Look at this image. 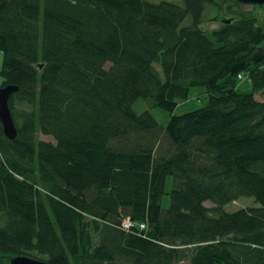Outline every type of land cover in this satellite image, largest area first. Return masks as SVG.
<instances>
[{"label": "trees", "instance_id": "obj_1", "mask_svg": "<svg viewBox=\"0 0 264 264\" xmlns=\"http://www.w3.org/2000/svg\"><path fill=\"white\" fill-rule=\"evenodd\" d=\"M242 5L0 0V87H17L14 139L0 125V264H264V4ZM191 86L205 104L172 114ZM148 96L163 125L131 109ZM240 197L255 205L224 209Z\"/></svg>", "mask_w": 264, "mask_h": 264}, {"label": "rangeland", "instance_id": "obj_2", "mask_svg": "<svg viewBox=\"0 0 264 264\" xmlns=\"http://www.w3.org/2000/svg\"><path fill=\"white\" fill-rule=\"evenodd\" d=\"M150 2H159V1H169V2H174L177 4H182V0H147ZM216 7L207 5L205 7V11L202 16V22L200 23L199 27L205 31L206 34H209L211 29L216 28L218 25V19L216 18L217 13H216ZM242 8L247 10L250 9V4H243ZM254 11L256 12L257 18L260 17L262 18L264 16V9L262 8H255ZM190 22V17L187 15L185 18L182 20L180 26H185L189 24ZM1 62H2V53L0 51V68H1ZM155 67L159 71V67L157 64ZM1 75H0V82H1ZM236 88L240 91H247L249 90L250 86L248 83L247 78H242L240 80H237L236 82ZM254 97L257 100H264V96L256 93ZM207 99V94L205 91V88L202 86H191L188 89L187 97L186 99L182 101H178L176 104L175 108L172 111V114H180L189 110H192L197 107H201L205 104ZM131 109L135 113H140L142 111H148L149 114L154 118V120L160 124L163 125L165 121L167 120V117L169 116V113L162 110L161 108L157 107L151 97H137L131 104ZM38 138L41 140L45 141H50L53 142V139L48 136V135H42L38 133ZM171 187V178L167 176L165 178L164 182V190L167 193ZM160 205L162 208H167L169 205V198L167 194H163L161 196L160 200ZM204 205L207 207L211 206V203L208 201L204 202ZM254 202L251 198L249 197H240L234 201H231L227 203L224 206V209L227 211H233L241 207H246V206H254ZM179 264H186L185 262L179 263Z\"/></svg>", "mask_w": 264, "mask_h": 264}, {"label": "water", "instance_id": "obj_3", "mask_svg": "<svg viewBox=\"0 0 264 264\" xmlns=\"http://www.w3.org/2000/svg\"><path fill=\"white\" fill-rule=\"evenodd\" d=\"M242 4H264V0H233ZM14 85H4L0 87V125L3 135L9 139H14L16 129L12 120L8 99L12 92L16 90ZM8 264H49L46 261L32 258L26 255H14L8 259Z\"/></svg>", "mask_w": 264, "mask_h": 264}, {"label": "built area", "instance_id": "obj_4", "mask_svg": "<svg viewBox=\"0 0 264 264\" xmlns=\"http://www.w3.org/2000/svg\"><path fill=\"white\" fill-rule=\"evenodd\" d=\"M236 78L237 79H241L242 78V75L240 74V73H238L237 75H236ZM133 226V223H131L128 219H124L122 222H121V225H120V227L122 228V229H129L130 227H132ZM138 227L141 229V228H143V224H141V223H138Z\"/></svg>", "mask_w": 264, "mask_h": 264}]
</instances>
